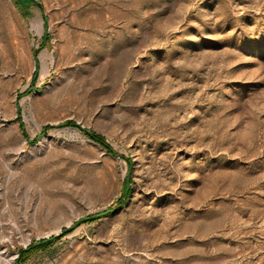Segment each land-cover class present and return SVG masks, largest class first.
I'll return each mask as SVG.
<instances>
[{"label": "rangeland", "instance_id": "rangeland-1", "mask_svg": "<svg viewBox=\"0 0 264 264\" xmlns=\"http://www.w3.org/2000/svg\"><path fill=\"white\" fill-rule=\"evenodd\" d=\"M51 237L22 264H264V0H0V264Z\"/></svg>", "mask_w": 264, "mask_h": 264}, {"label": "trees", "instance_id": "trees-1", "mask_svg": "<svg viewBox=\"0 0 264 264\" xmlns=\"http://www.w3.org/2000/svg\"><path fill=\"white\" fill-rule=\"evenodd\" d=\"M19 5L22 8H28L31 4L36 3V0H17ZM67 125H76V123H74L73 121H68ZM91 138L93 140H95L96 142L100 143L101 145H103L106 149H108L109 152H113L111 146L106 142V139L103 135L93 132V135L91 136ZM129 189L126 187H124L123 190V200H125L129 194ZM68 231L66 229L63 230V232L59 235L61 236L63 233H67ZM58 238V237H51L48 239H42L40 241H35L32 244H30L29 246L22 248L20 250V256L18 259L19 264H22L24 261H26L27 259H29L34 253L38 252V251H46L48 249H50L53 241Z\"/></svg>", "mask_w": 264, "mask_h": 264}, {"label": "water", "instance_id": "water-1", "mask_svg": "<svg viewBox=\"0 0 264 264\" xmlns=\"http://www.w3.org/2000/svg\"><path fill=\"white\" fill-rule=\"evenodd\" d=\"M47 32H48V26L46 27V33H47ZM37 66H38V61H37V58H35V67H36V69H37ZM64 124H65V123H62V125H64ZM80 127L84 128V127L81 126V125H80ZM89 133H90V131H89ZM103 214H105V213H98V214L92 215V216H90V217L81 218V219H79L74 225L67 227L66 230H67V231H70V230H72L75 226H77L79 223L84 222V221L87 220V219H96V218H99V217H101Z\"/></svg>", "mask_w": 264, "mask_h": 264}, {"label": "bare ground", "instance_id": "bare-ground-1", "mask_svg": "<svg viewBox=\"0 0 264 264\" xmlns=\"http://www.w3.org/2000/svg\"><path fill=\"white\" fill-rule=\"evenodd\" d=\"M9 263L8 264H13V258L9 259Z\"/></svg>", "mask_w": 264, "mask_h": 264}]
</instances>
